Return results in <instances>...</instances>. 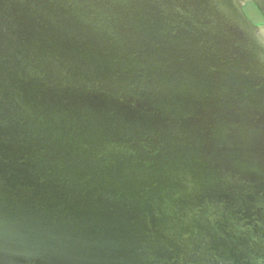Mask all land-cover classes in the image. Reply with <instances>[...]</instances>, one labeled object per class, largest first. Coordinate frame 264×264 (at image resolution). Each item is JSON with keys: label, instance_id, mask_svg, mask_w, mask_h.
<instances>
[{"label": "water", "instance_id": "1", "mask_svg": "<svg viewBox=\"0 0 264 264\" xmlns=\"http://www.w3.org/2000/svg\"><path fill=\"white\" fill-rule=\"evenodd\" d=\"M264 0H0V264H264Z\"/></svg>", "mask_w": 264, "mask_h": 264}, {"label": "flooded vegetation", "instance_id": "2", "mask_svg": "<svg viewBox=\"0 0 264 264\" xmlns=\"http://www.w3.org/2000/svg\"><path fill=\"white\" fill-rule=\"evenodd\" d=\"M244 12H245V10H244ZM245 14H246L247 18H248V19H249L254 25L259 26V25H263V24H264V21H263V20H261V21H256V20L251 19V18L249 17V15H247L246 12H245Z\"/></svg>", "mask_w": 264, "mask_h": 264}]
</instances>
